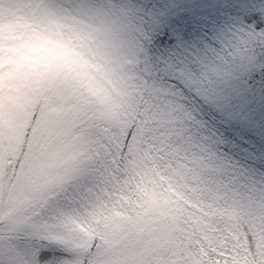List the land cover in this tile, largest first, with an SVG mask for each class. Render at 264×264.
Here are the masks:
<instances>
[{
	"label": "rangeland",
	"instance_id": "obj_1",
	"mask_svg": "<svg viewBox=\"0 0 264 264\" xmlns=\"http://www.w3.org/2000/svg\"><path fill=\"white\" fill-rule=\"evenodd\" d=\"M102 3L0 0V262L264 264V182L149 95L139 31Z\"/></svg>",
	"mask_w": 264,
	"mask_h": 264
},
{
	"label": "snow or ice",
	"instance_id": "obj_2",
	"mask_svg": "<svg viewBox=\"0 0 264 264\" xmlns=\"http://www.w3.org/2000/svg\"><path fill=\"white\" fill-rule=\"evenodd\" d=\"M93 9L97 0H80ZM141 37L148 93L210 146L241 180L264 182V52L253 63L239 38L264 47V0H103ZM51 249L41 257L52 258ZM4 264V262H0Z\"/></svg>",
	"mask_w": 264,
	"mask_h": 264
},
{
	"label": "bare ground",
	"instance_id": "obj_3",
	"mask_svg": "<svg viewBox=\"0 0 264 264\" xmlns=\"http://www.w3.org/2000/svg\"><path fill=\"white\" fill-rule=\"evenodd\" d=\"M1 2H3V1H1ZM0 18H3L2 13L0 14ZM56 207H57V206H53V207H50V208H49V207H48V208H45V209H44V213H48L52 208L55 209Z\"/></svg>",
	"mask_w": 264,
	"mask_h": 264
}]
</instances>
